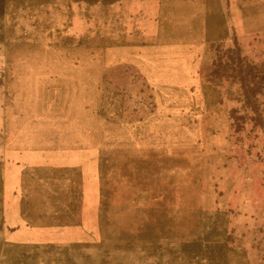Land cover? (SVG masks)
Wrapping results in <instances>:
<instances>
[{"label": "rangeland", "instance_id": "374dc122", "mask_svg": "<svg viewBox=\"0 0 264 264\" xmlns=\"http://www.w3.org/2000/svg\"><path fill=\"white\" fill-rule=\"evenodd\" d=\"M0 264H264V0H0Z\"/></svg>", "mask_w": 264, "mask_h": 264}]
</instances>
